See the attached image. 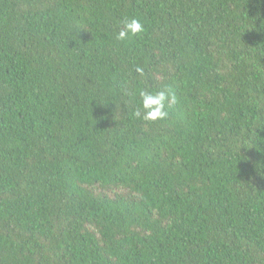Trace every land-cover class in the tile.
Returning <instances> with one entry per match:
<instances>
[{
    "label": "trees",
    "instance_id": "trees-1",
    "mask_svg": "<svg viewBox=\"0 0 264 264\" xmlns=\"http://www.w3.org/2000/svg\"><path fill=\"white\" fill-rule=\"evenodd\" d=\"M0 264H264V0H0Z\"/></svg>",
    "mask_w": 264,
    "mask_h": 264
},
{
    "label": "clouds",
    "instance_id": "clouds-1",
    "mask_svg": "<svg viewBox=\"0 0 264 264\" xmlns=\"http://www.w3.org/2000/svg\"><path fill=\"white\" fill-rule=\"evenodd\" d=\"M122 28L118 31L116 39L125 41L141 34L145 29L144 25L137 18H124L121 21ZM137 71H141L137 69ZM176 97L167 90L150 92L142 90L139 92V107L133 115L145 122L163 120L168 113L165 110L166 104H175Z\"/></svg>",
    "mask_w": 264,
    "mask_h": 264
}]
</instances>
